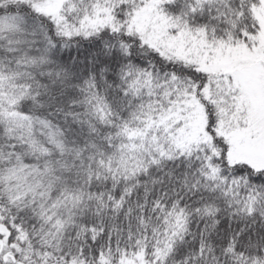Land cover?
Returning a JSON list of instances; mask_svg holds the SVG:
<instances>
[{
    "label": "snow or ice",
    "instance_id": "1",
    "mask_svg": "<svg viewBox=\"0 0 264 264\" xmlns=\"http://www.w3.org/2000/svg\"><path fill=\"white\" fill-rule=\"evenodd\" d=\"M0 264H264V0H0Z\"/></svg>",
    "mask_w": 264,
    "mask_h": 264
}]
</instances>
